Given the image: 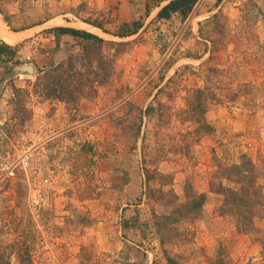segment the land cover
<instances>
[{
	"label": "rangeland",
	"instance_id": "obj_1",
	"mask_svg": "<svg viewBox=\"0 0 264 264\" xmlns=\"http://www.w3.org/2000/svg\"><path fill=\"white\" fill-rule=\"evenodd\" d=\"M169 1L0 0V24L17 37L0 38L15 51L0 61V161L32 154L28 170L0 177V263L264 264V214L240 233L212 189L218 166L244 155L264 186V16L246 9L253 1L264 15V0H200L186 19L157 20ZM219 13L229 28L213 36ZM135 23L138 33L118 36ZM56 27L98 35L115 62L76 108L34 94L41 70L82 52L80 39L58 45ZM212 37L224 42L215 53ZM25 66L34 75L13 76ZM207 86L220 101L203 134L189 116L193 91ZM158 223L170 230L165 244Z\"/></svg>",
	"mask_w": 264,
	"mask_h": 264
},
{
	"label": "trees",
	"instance_id": "obj_2",
	"mask_svg": "<svg viewBox=\"0 0 264 264\" xmlns=\"http://www.w3.org/2000/svg\"><path fill=\"white\" fill-rule=\"evenodd\" d=\"M200 0H170L163 6L158 14L157 20H170L174 15H179L182 19H186L194 10ZM218 2L221 0H217ZM246 9L254 16L263 17V12L260 6L250 1L246 5ZM224 15L219 13L215 16L213 31L211 34L215 36L220 34L219 30L229 28L228 25H222ZM97 28L105 29L101 25H94ZM132 30L119 33L118 36L125 38L135 35L143 27L142 23H135ZM54 33L57 43L64 36L73 37L74 39L82 40V52L78 55L72 54L67 62L59 65H50L46 70L40 71L36 83H34V94L43 96L44 100H59L73 107H77L78 103L84 99L96 95L98 88L109 83L114 74L115 62L113 58L108 57L103 52L104 39L94 33L85 30L75 29L71 27H56L50 30ZM211 53H215L224 45L221 40H215L213 37ZM15 54L14 49L5 44L0 43V61L5 57L12 58ZM210 72H214L211 71ZM193 101L190 105V120L198 125V131L203 134H210L213 130L211 125L206 121L205 115L208 112L209 104L218 102L220 99L215 94L210 86L198 88L193 91ZM157 110L150 106L147 109L149 117L155 114ZM158 117H161L158 110ZM163 117V115H162ZM216 175V176H215ZM215 182L212 183V189L224 196V202L221 207L222 214L232 216L235 221L238 232L249 234L257 231L255 219L264 214V186L260 183L262 174L257 172L256 165L253 160L244 155L241 158L240 164L232 166H218L215 172ZM229 182L232 186L224 185V182ZM192 198V197H191ZM206 201L204 194L198 195L192 199V204L189 206L192 210H199ZM44 204V203H43ZM182 207H180L181 212ZM185 217V216H184ZM164 221L170 222L171 217H163ZM176 222H180L177 219ZM167 223H158L157 234L162 238V244L165 236H168L166 228ZM169 264H179L171 257H166ZM0 264H11L10 262ZM20 264H32V260H22Z\"/></svg>",
	"mask_w": 264,
	"mask_h": 264
},
{
	"label": "built area",
	"instance_id": "obj_3",
	"mask_svg": "<svg viewBox=\"0 0 264 264\" xmlns=\"http://www.w3.org/2000/svg\"><path fill=\"white\" fill-rule=\"evenodd\" d=\"M32 154L30 152L24 154L18 163L11 161H0V177L13 179L16 177V170L21 166L24 170H28L31 166ZM44 197L41 193L38 194L32 201L34 207L41 206L44 203Z\"/></svg>",
	"mask_w": 264,
	"mask_h": 264
},
{
	"label": "bare ground",
	"instance_id": "obj_4",
	"mask_svg": "<svg viewBox=\"0 0 264 264\" xmlns=\"http://www.w3.org/2000/svg\"><path fill=\"white\" fill-rule=\"evenodd\" d=\"M0 38L4 39L8 43H16L17 37L14 34H10L7 32L4 25L0 24Z\"/></svg>",
	"mask_w": 264,
	"mask_h": 264
},
{
	"label": "water",
	"instance_id": "obj_5",
	"mask_svg": "<svg viewBox=\"0 0 264 264\" xmlns=\"http://www.w3.org/2000/svg\"><path fill=\"white\" fill-rule=\"evenodd\" d=\"M35 70L34 67L32 66H25L20 69H17L14 73L13 76H19V75H34Z\"/></svg>",
	"mask_w": 264,
	"mask_h": 264
},
{
	"label": "crops",
	"instance_id": "obj_6",
	"mask_svg": "<svg viewBox=\"0 0 264 264\" xmlns=\"http://www.w3.org/2000/svg\"><path fill=\"white\" fill-rule=\"evenodd\" d=\"M64 37H66V36H64ZM67 37H69V36H67Z\"/></svg>",
	"mask_w": 264,
	"mask_h": 264
}]
</instances>
